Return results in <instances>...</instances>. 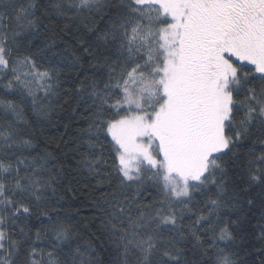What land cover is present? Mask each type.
Listing matches in <instances>:
<instances>
[{
	"label": "snow or ice",
	"instance_id": "snow-or-ice-1",
	"mask_svg": "<svg viewBox=\"0 0 264 264\" xmlns=\"http://www.w3.org/2000/svg\"><path fill=\"white\" fill-rule=\"evenodd\" d=\"M257 259L264 0H0V264Z\"/></svg>",
	"mask_w": 264,
	"mask_h": 264
},
{
	"label": "trees",
	"instance_id": "trees-1",
	"mask_svg": "<svg viewBox=\"0 0 264 264\" xmlns=\"http://www.w3.org/2000/svg\"><path fill=\"white\" fill-rule=\"evenodd\" d=\"M73 107L75 104L73 103ZM54 119L50 122L49 126L43 129L44 135L50 141H55L50 146L52 149L56 148L57 144H61L63 147V141H67L68 145H72L73 138L75 137L76 133V125L72 119V109L69 108L67 111L61 110L57 108L55 112H53ZM67 125V127H66ZM63 153H61V156ZM74 163L73 161H69V164ZM69 205L67 206V215L73 216L76 219L72 222L75 223L77 220L82 219L85 214H87L90 209L81 204V200H84L86 204L87 201L84 197H81L79 200L72 199L69 195ZM257 235L259 233L257 232ZM252 242H255L254 237H249ZM256 264H259L258 259L256 260Z\"/></svg>",
	"mask_w": 264,
	"mask_h": 264
}]
</instances>
